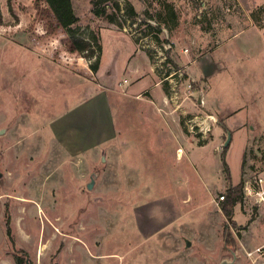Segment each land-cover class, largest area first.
I'll return each instance as SVG.
<instances>
[{
  "label": "rangeland",
  "instance_id": "374dc122",
  "mask_svg": "<svg viewBox=\"0 0 264 264\" xmlns=\"http://www.w3.org/2000/svg\"><path fill=\"white\" fill-rule=\"evenodd\" d=\"M94 1L0 0V264H264V0Z\"/></svg>",
  "mask_w": 264,
  "mask_h": 264
},
{
  "label": "trees",
  "instance_id": "16d2710c",
  "mask_svg": "<svg viewBox=\"0 0 264 264\" xmlns=\"http://www.w3.org/2000/svg\"><path fill=\"white\" fill-rule=\"evenodd\" d=\"M52 10L55 13V16L60 24L61 27L65 29V31L71 37V40L74 43L75 50L79 51L85 57H93L96 56L97 50H102V46L99 43V37L96 34H92V39L86 38L80 35L78 31V23L80 17L74 10L73 7V0H45ZM102 0H95L94 1V13L98 16L106 17L107 20L110 22L115 21L116 15L113 13H107L106 7L98 8L97 4ZM168 14L174 15V9L171 6H168ZM130 15L135 17V10L131 8ZM97 46V49H96ZM93 70H97L99 68L98 61L91 66ZM227 147V146H226ZM224 162V170L228 171V164L226 163L225 159ZM226 198V196H225ZM228 200L226 204L223 206V211L227 217H232L234 215V207L235 205L240 202L243 198L242 189H230L228 193ZM10 225V224H8ZM10 232V227H8ZM18 264H26L24 257L17 256Z\"/></svg>",
  "mask_w": 264,
  "mask_h": 264
},
{
  "label": "built area",
  "instance_id": "2783aa9c",
  "mask_svg": "<svg viewBox=\"0 0 264 264\" xmlns=\"http://www.w3.org/2000/svg\"><path fill=\"white\" fill-rule=\"evenodd\" d=\"M264 183V177L263 175H258L255 178V183H252L251 181H246V194L248 195H255L257 197V201L261 204H264V189L261 187ZM221 200H225V194L221 195ZM254 257L256 260H261L264 262V243L258 246L254 250Z\"/></svg>",
  "mask_w": 264,
  "mask_h": 264
},
{
  "label": "water",
  "instance_id": "95a60500",
  "mask_svg": "<svg viewBox=\"0 0 264 264\" xmlns=\"http://www.w3.org/2000/svg\"><path fill=\"white\" fill-rule=\"evenodd\" d=\"M1 133H3V131H1ZM231 137H232V134H231V132H229L228 133V138H227V140L225 142V146L229 145V143L231 141ZM94 175H96V173ZM2 176H3V173L0 171V177H2ZM93 185H94V177H92V179L88 183L87 187L89 189H92ZM186 245L187 246L190 245V241L189 240L186 241ZM236 259H237V254L235 252H233V256L232 257H225L218 264H235ZM26 264H32L29 258L26 259Z\"/></svg>",
  "mask_w": 264,
  "mask_h": 264
},
{
  "label": "bare ground",
  "instance_id": "6f19581e",
  "mask_svg": "<svg viewBox=\"0 0 264 264\" xmlns=\"http://www.w3.org/2000/svg\"><path fill=\"white\" fill-rule=\"evenodd\" d=\"M212 117V116H211ZM183 155V150L180 148L179 151H178V156H182Z\"/></svg>",
  "mask_w": 264,
  "mask_h": 264
},
{
  "label": "flooded vegetation",
  "instance_id": "af4514ba",
  "mask_svg": "<svg viewBox=\"0 0 264 264\" xmlns=\"http://www.w3.org/2000/svg\"><path fill=\"white\" fill-rule=\"evenodd\" d=\"M26 261V260H25Z\"/></svg>",
  "mask_w": 264,
  "mask_h": 264
}]
</instances>
